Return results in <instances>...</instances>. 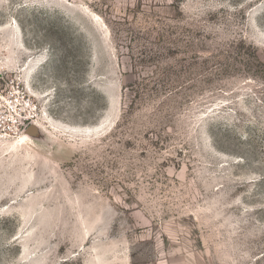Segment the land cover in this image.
I'll return each mask as SVG.
<instances>
[{"label": "rangeland", "instance_id": "1", "mask_svg": "<svg viewBox=\"0 0 264 264\" xmlns=\"http://www.w3.org/2000/svg\"><path fill=\"white\" fill-rule=\"evenodd\" d=\"M0 264H264V0H0Z\"/></svg>", "mask_w": 264, "mask_h": 264}, {"label": "water", "instance_id": "2", "mask_svg": "<svg viewBox=\"0 0 264 264\" xmlns=\"http://www.w3.org/2000/svg\"><path fill=\"white\" fill-rule=\"evenodd\" d=\"M36 131H37V128L34 127V126H31V127L28 129L27 134H28L29 136H34V135L36 134Z\"/></svg>", "mask_w": 264, "mask_h": 264}]
</instances>
